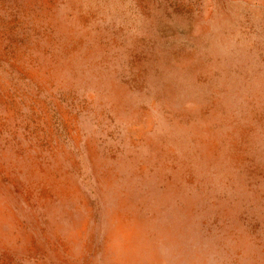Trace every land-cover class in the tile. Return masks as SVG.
Masks as SVG:
<instances>
[{"label":"rangeland","instance_id":"rangeland-1","mask_svg":"<svg viewBox=\"0 0 264 264\" xmlns=\"http://www.w3.org/2000/svg\"><path fill=\"white\" fill-rule=\"evenodd\" d=\"M0 264H264V0H0Z\"/></svg>","mask_w":264,"mask_h":264},{"label":"bare ground","instance_id":"bare-ground-1","mask_svg":"<svg viewBox=\"0 0 264 264\" xmlns=\"http://www.w3.org/2000/svg\"><path fill=\"white\" fill-rule=\"evenodd\" d=\"M117 105H119V107H125L126 103H124V100H120V99H113ZM162 246L164 247V252L160 253L161 256H163L164 258H166V253L169 254V247L168 245H166L165 243L162 244Z\"/></svg>","mask_w":264,"mask_h":264}]
</instances>
